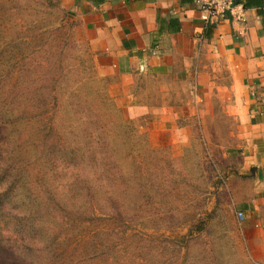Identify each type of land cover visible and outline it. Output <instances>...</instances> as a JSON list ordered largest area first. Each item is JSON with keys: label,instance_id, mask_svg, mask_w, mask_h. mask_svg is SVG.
Listing matches in <instances>:
<instances>
[{"label": "rangeland", "instance_id": "374dc122", "mask_svg": "<svg viewBox=\"0 0 264 264\" xmlns=\"http://www.w3.org/2000/svg\"><path fill=\"white\" fill-rule=\"evenodd\" d=\"M68 14L59 0H0V125L63 215L46 221L47 250L57 241L36 264H257L218 189L231 139L217 121L180 139L126 118ZM47 149L73 154L65 176L45 173Z\"/></svg>", "mask_w": 264, "mask_h": 264}, {"label": "crops", "instance_id": "0c3cea01", "mask_svg": "<svg viewBox=\"0 0 264 264\" xmlns=\"http://www.w3.org/2000/svg\"><path fill=\"white\" fill-rule=\"evenodd\" d=\"M59 1L98 74L110 79L109 90L126 118L146 117L152 132L170 131L180 139L192 138L197 123L218 122L219 136L231 139L223 147L218 189L233 217L244 212L237 218L250 257L264 264V16L259 7L239 0L244 19L225 14L207 26L196 0Z\"/></svg>", "mask_w": 264, "mask_h": 264}, {"label": "trees", "instance_id": "16d2710c", "mask_svg": "<svg viewBox=\"0 0 264 264\" xmlns=\"http://www.w3.org/2000/svg\"><path fill=\"white\" fill-rule=\"evenodd\" d=\"M244 4L257 5L264 16V0H248ZM8 138L0 125V262L36 264L35 256L43 255L52 249L51 246L55 247L57 241L55 234L51 235L47 250L45 243L50 228L46 230V221L52 224L56 222L54 220L62 219L63 215L60 213V203L51 194H48L50 198L40 199L35 193L31 186L32 175L26 173V163L14 154L15 150L9 145ZM50 149H47V159L51 162L45 173L48 175L49 170H60L58 174L65 176L62 170H71L72 167L68 165L71 164L73 154L69 151L62 154L54 149L51 152ZM91 163L95 166L98 159L93 158Z\"/></svg>", "mask_w": 264, "mask_h": 264}, {"label": "built area", "instance_id": "2783aa9c", "mask_svg": "<svg viewBox=\"0 0 264 264\" xmlns=\"http://www.w3.org/2000/svg\"><path fill=\"white\" fill-rule=\"evenodd\" d=\"M200 5L201 18L209 26L217 17L231 14L237 19H244V13L238 11V3L235 0H196ZM239 219L244 218V212L238 211Z\"/></svg>", "mask_w": 264, "mask_h": 264}]
</instances>
